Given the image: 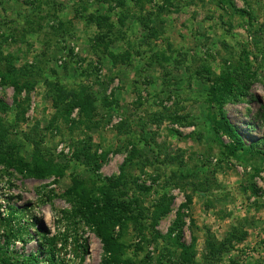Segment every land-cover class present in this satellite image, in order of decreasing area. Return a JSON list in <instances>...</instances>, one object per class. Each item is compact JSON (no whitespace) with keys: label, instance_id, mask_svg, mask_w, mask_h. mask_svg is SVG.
<instances>
[{"label":"rangeland","instance_id":"374dc122","mask_svg":"<svg viewBox=\"0 0 264 264\" xmlns=\"http://www.w3.org/2000/svg\"><path fill=\"white\" fill-rule=\"evenodd\" d=\"M162 1L0 0V73L12 67L32 86L15 106L14 86L0 84L9 107L0 156L32 166L39 153L60 168L39 179L0 164V257L11 264H102L101 240L74 215L83 205L62 196L74 180L89 190L87 208L139 215L114 229L128 264L182 263L176 233L166 237L180 209V243L196 240L195 264H264V0ZM49 82L83 86L91 117L76 107L63 119ZM224 85L234 86L224 115L245 143L237 158L213 123L211 97ZM121 167L109 205L98 188ZM163 195L171 204L155 236ZM234 230L241 240L207 257L206 232L222 241Z\"/></svg>","mask_w":264,"mask_h":264},{"label":"trees","instance_id":"16d2710c","mask_svg":"<svg viewBox=\"0 0 264 264\" xmlns=\"http://www.w3.org/2000/svg\"><path fill=\"white\" fill-rule=\"evenodd\" d=\"M163 5H170L171 0H163ZM0 84L6 86L11 84L15 88V98L14 105H19V95L22 90H27L29 92L32 88L28 83H21L20 78L17 75H14V70L12 67L6 68L4 72L0 73ZM47 87L49 90L48 97L52 99L53 106L56 109L57 113L60 114L61 117L65 120H69V117L73 110L78 107L79 108V116L84 121L87 118L91 117V114L95 110V104L90 95L86 92L83 86H80V90H67L63 88L59 84L47 83ZM236 87V86H235ZM223 93L225 96H215L212 95L211 102L215 103L216 113L213 115V123L217 133H222L230 140L228 145H224V151L226 152V156L229 158H237L238 153L245 152V143L237 132L236 128L232 125V123L228 120V118L224 115L223 106L230 100L229 95L234 92V86L224 85ZM244 88H248V86L244 85ZM237 91V90H236ZM229 94V95H228ZM242 95V94H241ZM239 96V95H238ZM238 96H235L238 98ZM104 104L109 107L107 103V99H102ZM21 106V104H20ZM9 107L0 99V112L4 113L7 111ZM66 121V122H67ZM173 121V120H172ZM176 121V120H175ZM7 130L4 129L3 123L0 119V142L3 143L6 139ZM87 143V154L89 149V143ZM251 148L253 145L250 146ZM138 152L136 149L132 148L130 153V158L125 161V164L128 160L132 161L134 156H136ZM106 160V155H102L98 159L94 161V165H90V169L96 173L101 164ZM32 166L26 163H23L22 160H7L0 156V164H3L8 167L14 168L19 174L27 176L43 179L51 175H57L59 173V167L54 165L53 163H49L46 160H43L39 153L35 154V157L32 158ZM121 174L116 179H105V184L103 183V187L101 189L98 188L99 192L102 196L108 200L107 203L110 205V190L114 188H118L122 183L124 167H121ZM255 173L259 174L262 170L255 168ZM264 171V170H263ZM86 185L82 181L74 180L71 187H69L64 193L63 197L66 199L77 196V200L79 205L82 204L79 208H75L74 215L81 216L87 224H89L96 234V236L102 242V248L104 251V259L102 264H128L130 261L125 257L127 245L120 240L118 236H114L115 227L124 226L125 222L129 220H138L140 217L128 215L127 213L116 214V212H112L110 208L108 209H100L98 207L88 208L87 203L91 202V197L89 190L85 187ZM171 204V199L163 197L159 199L158 203H156L153 208L154 210L151 213V221L149 228L153 235L159 236L154 233V228L160 217L165 215L169 211V206ZM77 205V206H79ZM86 207V208H85ZM184 208V205L182 206ZM182 213L181 209L177 212L176 219L173 222L172 226L169 228L168 233L166 235L167 238H170L173 233H176V236L173 239V242L176 246H178L181 250V256L183 257L181 264H195L194 257V247H195V239L191 240L190 245L186 246L180 243V239L182 238ZM240 237L236 235V232L230 233L229 236L225 237L222 241H217L213 239V237L206 232L205 238V251L207 253V257L210 259H218L220 256L226 252L228 249L233 247V244L237 241H240ZM0 264H11L8 260L0 257Z\"/></svg>","mask_w":264,"mask_h":264},{"label":"built area","instance_id":"2783aa9c","mask_svg":"<svg viewBox=\"0 0 264 264\" xmlns=\"http://www.w3.org/2000/svg\"><path fill=\"white\" fill-rule=\"evenodd\" d=\"M117 122H118V121L114 119V121H113L112 124H115V123H117ZM260 176L264 177V174L261 173Z\"/></svg>","mask_w":264,"mask_h":264}]
</instances>
